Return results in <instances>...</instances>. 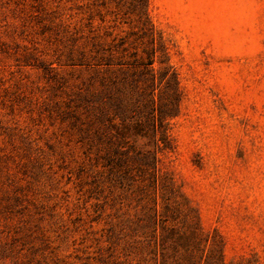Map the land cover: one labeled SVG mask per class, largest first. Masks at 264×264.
Segmentation results:
<instances>
[{
    "label": "rangeland",
    "instance_id": "rangeland-1",
    "mask_svg": "<svg viewBox=\"0 0 264 264\" xmlns=\"http://www.w3.org/2000/svg\"><path fill=\"white\" fill-rule=\"evenodd\" d=\"M149 16L155 102L126 110L124 89L117 111L91 49L137 44L129 0H0V264H264V0H150ZM167 65L170 149L146 119Z\"/></svg>",
    "mask_w": 264,
    "mask_h": 264
},
{
    "label": "trees",
    "instance_id": "trees-1",
    "mask_svg": "<svg viewBox=\"0 0 264 264\" xmlns=\"http://www.w3.org/2000/svg\"><path fill=\"white\" fill-rule=\"evenodd\" d=\"M102 5H98L95 1L88 7L86 13L90 24H93L96 17H99L102 23L106 21L101 10ZM149 6L150 0H129V10H131L132 14H135L136 28L139 29V33L132 32L134 35H139L138 40H136L137 44L134 42L130 43L127 38H122L118 41L117 37L113 38L112 42L108 45L98 43L96 40L92 44L93 68L101 70L104 74L102 86L105 90L109 91L110 102L116 106L115 110L117 111L122 110L124 107L122 100V90L124 89L135 92L137 95L135 101H130V104L125 106L126 110L130 108L135 112V109H139L140 113H143L150 107V104L153 105L155 102L149 99L154 94V91H156V89H153L156 79L153 65L158 53H162V57H166L167 52L162 35L157 31L150 19ZM129 23L132 26V22ZM96 31L93 30L92 32ZM108 35L112 37L113 34ZM98 37L95 36L94 39ZM161 63L166 64L165 60H162ZM122 69L127 70V72L133 70L134 74L129 77H114ZM137 70L139 75H137ZM163 72V75L160 77V85L165 83L166 89L169 92V100L167 103H162V95H160L158 119H156V114H154L157 110L154 108L150 110L151 112L147 115L146 119L149 122L152 121L155 133H160V141L165 143L167 149H170L171 141L169 140L166 121L173 111L179 107L180 92L178 80L175 73L172 72L171 67L165 66ZM151 89L152 92H149ZM137 125L141 126L140 123H137Z\"/></svg>",
    "mask_w": 264,
    "mask_h": 264
}]
</instances>
